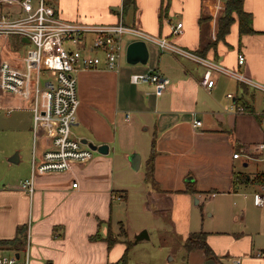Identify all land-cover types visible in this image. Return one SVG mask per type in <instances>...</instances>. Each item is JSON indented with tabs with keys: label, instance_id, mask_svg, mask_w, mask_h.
I'll use <instances>...</instances> for the list:
<instances>
[{
	"label": "crops",
	"instance_id": "1",
	"mask_svg": "<svg viewBox=\"0 0 264 264\" xmlns=\"http://www.w3.org/2000/svg\"><path fill=\"white\" fill-rule=\"evenodd\" d=\"M49 2L65 20L136 25L151 36L164 37L228 70H212L214 84L207 90L199 83L203 65L161 50L150 39L145 40V63L125 64L121 59L117 70L104 66L81 69L76 74L79 103L71 133L94 144H107L108 151L94 152L88 161L74 163L63 173L35 174L33 191L28 193L19 182L30 176L32 143L30 154L12 155L14 167L20 171L17 183L0 181V239L19 236L23 242L20 250L0 246V255L23 256L26 250L29 264H150L145 257L131 260V243L148 239L149 233L145 230L147 237L138 239L127 231L124 234L122 211L129 215L136 206L135 212L150 210L156 216L165 210L179 228L177 221L189 210L191 201H199L195 195L200 189L193 183L203 187L199 184L202 176L209 180L210 192L215 193L213 186L234 192L238 188L232 186L235 162L243 168L250 161L253 165L240 185L250 181L256 185V175L264 170V162L245 156L247 151L256 155L255 143L264 140V92L231 73L264 84V0H242L243 10L251 15L253 31L239 32L233 14L234 20L221 38H216V29L223 11L216 10L215 0H129L126 6L123 0ZM19 11L17 3L0 0V15L17 16ZM177 21L182 23L181 32L172 35L170 25ZM92 37L85 34L80 44L84 52H92ZM131 40L123 39L124 58L125 46ZM28 45L18 35L0 36V61L22 55ZM238 53L243 55L242 63L237 62ZM148 69L158 70L169 79L162 94L155 95L148 82L129 81L130 72ZM234 105L244 110L235 112ZM0 108L21 109L31 116L19 97L3 92ZM194 118L199 120L195 126ZM38 137L36 155L44 147L43 136ZM234 151L241 155L233 157ZM151 152L158 188L144 180ZM133 153L138 154L136 168L131 166ZM131 171H135L134 179ZM74 181L76 186H72ZM229 239L235 248L228 261L223 251L207 240L213 257L195 248L186 251L185 260L177 264H204L208 258L213 264H264V258L253 256L261 248H255L252 237ZM3 249L9 253H2ZM155 264L167 262L163 259Z\"/></svg>",
	"mask_w": 264,
	"mask_h": 264
},
{
	"label": "built area",
	"instance_id": "2",
	"mask_svg": "<svg viewBox=\"0 0 264 264\" xmlns=\"http://www.w3.org/2000/svg\"><path fill=\"white\" fill-rule=\"evenodd\" d=\"M3 1L17 3L20 11L17 16L0 15V36L18 35L29 44L22 55L16 54L12 60L0 61V92L19 97L31 111V173L19 182L20 187L28 193L33 191L35 174L63 173L74 163L86 162L92 157L95 150L71 133L79 103L76 74L81 69L100 66L117 70L124 51V38L150 39L161 50L172 51L203 65L199 83L207 90L214 84L212 70L228 72L213 60L186 50L164 37L151 36L136 25L124 24L122 21L114 24L68 21L58 15L49 0ZM224 6L225 0H215L218 12L223 11ZM181 29V21L170 25L172 35L179 34ZM87 33L93 34L89 45L92 52H84L80 45ZM242 61L243 55L238 53L237 62ZM231 73L237 80L264 92V84L242 74ZM128 78L134 84L150 83L155 95L162 94L169 83L166 76L153 69L130 72ZM227 96L231 97V93H227ZM232 110L242 112L244 107L234 105ZM124 114L127 119L129 112ZM198 123V119L192 120L193 126ZM39 135L44 138V147L36 155L34 147ZM254 149L257 154L247 151V160L264 162V140L257 141ZM239 155L241 153L238 151L232 152L233 157ZM259 175L252 201L257 206H264V170ZM72 186H76L75 181ZM210 194L213 195V192ZM255 255L264 258V250H258ZM238 261L235 259L236 263ZM0 264H29L27 251H24L23 256L0 255Z\"/></svg>",
	"mask_w": 264,
	"mask_h": 264
},
{
	"label": "rangeland",
	"instance_id": "3",
	"mask_svg": "<svg viewBox=\"0 0 264 264\" xmlns=\"http://www.w3.org/2000/svg\"><path fill=\"white\" fill-rule=\"evenodd\" d=\"M121 59L125 64H128L123 55L119 61ZM31 125L29 112L21 109L0 108V181L17 183L20 171L14 167L15 163L9 160V157L19 152L30 154L32 147ZM39 141L38 137L37 145ZM251 163L250 161L248 166L243 168L237 161L234 163V170L240 175L251 174L250 170L253 166ZM131 172H133L134 179L135 171ZM252 183L250 181L246 185L238 184V188L234 192L221 191V186H213L216 187V190L211 195L209 191L211 184L207 177L202 176L199 184H202L203 187L200 188L198 182L193 183L196 189H200L195 195L199 201L198 203H194V199L191 201L189 210L186 209L184 217L177 221L180 222L177 225H181L179 228L172 223L169 212L165 210L156 216L150 213V210L142 212L138 209L135 212L136 206L132 208L134 212L129 215H125L122 211L121 222L124 234L127 231L135 239L141 230H146L149 233L148 239L131 243V260L145 257L150 264H155L158 260L163 259L167 264H177L186 258V251L183 247L185 231L202 230L206 233V241L211 240L217 249L223 251V258L226 261L230 260L233 255L235 247L229 238L234 236L242 237V239L247 238V235L252 237L255 248H261L255 250L253 256L260 257L256 256L255 252L264 250V206H257L253 203L252 193L255 185ZM133 197L134 195L131 193L132 200ZM225 247L226 250H223ZM2 253L8 254L9 252L3 249Z\"/></svg>",
	"mask_w": 264,
	"mask_h": 264
},
{
	"label": "trees",
	"instance_id": "4",
	"mask_svg": "<svg viewBox=\"0 0 264 264\" xmlns=\"http://www.w3.org/2000/svg\"><path fill=\"white\" fill-rule=\"evenodd\" d=\"M129 0H123V6H126ZM237 16L238 30L241 33L253 31L250 25L251 15L242 8V0H225V7L222 14L217 20L216 38H221L225 33H227L230 24L234 20V15ZM153 153L149 155L146 161V168L144 172V180L148 182L152 187L158 188L157 182L153 177ZM260 175H256V179L259 180ZM241 181H246V177L243 174L234 173L232 176V186L235 187ZM193 190V189H191ZM21 227L18 229L20 230ZM23 242L20 240L19 236L12 239H0V246H10L17 250L22 248ZM183 247L185 251L191 249L199 248L208 257H213L210 246L206 241V233L202 231L189 232L188 235L183 240ZM126 257V252L123 254L122 260Z\"/></svg>",
	"mask_w": 264,
	"mask_h": 264
},
{
	"label": "water",
	"instance_id": "5",
	"mask_svg": "<svg viewBox=\"0 0 264 264\" xmlns=\"http://www.w3.org/2000/svg\"><path fill=\"white\" fill-rule=\"evenodd\" d=\"M147 53L148 52H147V46L145 40L143 39L131 40L125 46V61L131 64H134L136 62L145 63L147 59ZM80 140L86 143L91 149L99 153H106L108 151L107 144H94L91 141H88L86 138H80ZM9 160L15 161V158L11 156L9 157ZM130 161H131V166L133 168H136L138 163V154L137 153L131 154ZM142 237H147L145 230H141L135 236V239ZM15 256H18V254H15ZM204 264H213V260L208 258L205 260Z\"/></svg>",
	"mask_w": 264,
	"mask_h": 264
}]
</instances>
